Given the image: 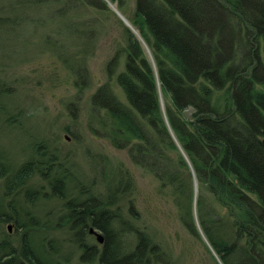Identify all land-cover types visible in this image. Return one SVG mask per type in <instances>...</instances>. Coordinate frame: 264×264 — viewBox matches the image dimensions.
Here are the masks:
<instances>
[{"label":"trees","instance_id":"1","mask_svg":"<svg viewBox=\"0 0 264 264\" xmlns=\"http://www.w3.org/2000/svg\"><path fill=\"white\" fill-rule=\"evenodd\" d=\"M109 1L123 8L124 0ZM8 2L56 13L64 4L103 5ZM128 20L137 35L125 28L108 63L122 56V69L90 96L87 130L154 177L181 225L203 236L221 264H264V0H134ZM72 75L82 92L87 71ZM43 147L16 168L0 156V198L8 200L0 264H174L132 202L123 210L129 177L85 181ZM8 223L15 240L2 229Z\"/></svg>","mask_w":264,"mask_h":264},{"label":"rangeland","instance_id":"2","mask_svg":"<svg viewBox=\"0 0 264 264\" xmlns=\"http://www.w3.org/2000/svg\"><path fill=\"white\" fill-rule=\"evenodd\" d=\"M101 2L100 7L87 3L73 9L64 4L63 13H56L33 5L14 11L7 8L8 0H0V156L16 168L43 145L75 166L85 181L95 179L104 185L127 176L132 187L121 204L123 210L132 202L141 224L174 264H221L203 236L190 235L181 225L171 197L159 191L157 180L135 166L125 150L114 149L87 130L90 96L98 86L112 84L115 72L122 69V56L117 64L108 63L125 45L129 28L121 17L129 22L134 5V0H124L123 8L109 0ZM70 65L77 72L79 66L87 71L89 83L82 92ZM114 89L123 101L122 92ZM3 183L0 179V197ZM41 184L38 179L31 182L33 187ZM7 201L0 198V205ZM2 229L8 238H16L11 223Z\"/></svg>","mask_w":264,"mask_h":264},{"label":"water","instance_id":"3","mask_svg":"<svg viewBox=\"0 0 264 264\" xmlns=\"http://www.w3.org/2000/svg\"><path fill=\"white\" fill-rule=\"evenodd\" d=\"M116 11V10H115ZM121 17V16H120ZM121 19L123 20V22L126 24V26L132 31V32H134L135 33V31H134V29L131 27V25L129 24V22H127L125 19H123L122 17H121ZM8 230H10V228L8 227L7 228ZM89 232L96 238V241L100 244V243H102V237H101V235L98 233V232H96L93 228H90V230H89Z\"/></svg>","mask_w":264,"mask_h":264},{"label":"bare ground","instance_id":"4","mask_svg":"<svg viewBox=\"0 0 264 264\" xmlns=\"http://www.w3.org/2000/svg\"><path fill=\"white\" fill-rule=\"evenodd\" d=\"M16 24V23H15ZM136 33V32H135ZM88 75V74H87ZM196 185V182H194V186Z\"/></svg>","mask_w":264,"mask_h":264}]
</instances>
